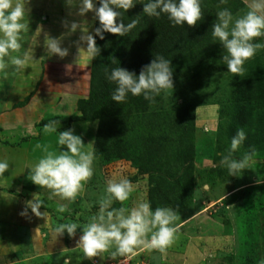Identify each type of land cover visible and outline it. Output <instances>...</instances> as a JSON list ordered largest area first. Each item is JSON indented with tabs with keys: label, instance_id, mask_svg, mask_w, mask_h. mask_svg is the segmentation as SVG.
I'll return each instance as SVG.
<instances>
[{
	"label": "rangeland",
	"instance_id": "1",
	"mask_svg": "<svg viewBox=\"0 0 264 264\" xmlns=\"http://www.w3.org/2000/svg\"><path fill=\"white\" fill-rule=\"evenodd\" d=\"M29 7L30 31L24 34L22 51L33 58L19 73L10 68L7 78L0 76V128L6 127L0 131V159H7L10 164L0 176V264H63L67 256L72 257L71 264H117L108 258V252L84 258L77 246L80 229L69 237L66 232L59 236L55 228L61 223L86 224L98 212V201L105 195L107 182L122 178L132 182L133 191L128 200L114 201L112 207L131 209L148 200L153 209L173 207L180 214L176 239L169 247L164 251L137 250L135 256L119 258L122 264H260L264 260V149L250 150L249 143L259 137L253 133L259 126L257 115L262 107L257 98H252L251 115L245 109V120L233 124L231 104L239 78L252 74L264 77V49L246 61L243 75L233 74L222 61L226 50L210 29V39L200 41L202 50L207 52L199 55L197 67L174 79V90L162 91L155 102L146 104L151 112H171L180 106L196 109L193 193L177 198L174 204L170 200L178 188L168 186L165 190L169 195L165 200L159 199L156 181L151 178L152 173L159 171L146 170L150 163L139 141L146 133V120L137 127L135 113L122 135L112 137L116 139L114 144L100 143L99 151L95 148L97 142L88 144L96 141L98 121L68 120L80 113L78 100L89 96L93 57L87 52L86 43L78 49L75 42L81 35L79 29L64 35L62 46L69 52L63 58L47 55L46 35L60 37L68 32L64 21L70 24L82 19L88 21L94 35L93 12L80 17L77 8L66 0H31ZM202 7L209 13L210 26L216 12L223 8L230 9L234 16L248 10L246 0H202ZM254 41L264 43V37ZM135 109L142 111L137 105ZM50 120L60 121L58 131L74 127L83 138L84 150L95 154L94 174L75 200L50 196L51 190L30 180V170L45 155L44 148L57 154L62 148L57 143L58 132H44L43 126ZM239 128L245 130L247 138L233 157L239 159L252 153V159L249 169L237 178L229 177L220 161ZM36 193L46 201V208L40 209L45 215L36 217L29 209L28 216H20L25 202ZM62 206L63 212L59 210Z\"/></svg>",
	"mask_w": 264,
	"mask_h": 264
},
{
	"label": "clouds",
	"instance_id": "2",
	"mask_svg": "<svg viewBox=\"0 0 264 264\" xmlns=\"http://www.w3.org/2000/svg\"><path fill=\"white\" fill-rule=\"evenodd\" d=\"M30 3L31 0H0V76L4 78L9 75L10 68L14 73H19L33 58L30 53L22 51L24 34L30 31ZM66 3L76 7V14L80 17L93 12L94 20L99 22V26L94 28L93 35L86 19L73 20L70 24L64 21L63 26L68 29L67 33L60 37L46 35L45 48L49 57L67 56L69 49L62 46L64 35H71L79 29L81 35L75 42L78 49H81V44L86 43L87 52L94 58L101 51L96 44V37L103 40L106 32L123 37L139 23V19H131L128 23L123 19L124 12L134 8L137 0H66ZM246 3L248 10L239 16H234L228 8L217 11L216 19L211 25L213 38L226 50V54L222 56L223 63L228 72L238 75H243L246 71V61L254 57L260 49H264V43L254 41V38L264 37V0H246ZM201 5L202 0H146L143 3V13L157 18L164 14L173 26H196L202 19ZM173 73L171 59L163 55H157L149 64L144 65L139 74L121 66L114 67L107 75V79L116 85L111 98L118 104L123 103L130 93L132 96L143 95L144 99L155 102V97L162 91L174 90ZM60 126L59 120H50L44 124L45 133H59L57 143L62 148L57 154L45 147V155L30 170V180L39 187L51 190L50 196L58 195L62 199L75 200L84 183L94 174L95 154L91 150H84L83 138L75 133L74 127L58 131ZM246 138L245 130L237 129L231 138L230 149L220 161L227 169L229 177H242L244 170L249 169L252 153H245L239 159L233 157V153ZM9 167L7 159H0V176ZM261 182L257 180V183ZM132 191L133 186L129 179H110L105 195L98 201V212L86 224L81 225L78 221L61 223L55 228V232L59 236L66 232L69 237H74L77 229H80L77 246L87 259L108 252V258L122 264L119 258L135 256L137 250L164 251L176 239V221L180 218L178 209H153L148 200L131 209L123 206L112 207L114 201L128 200ZM42 206L46 208V201L37 193L33 194V198L25 202L19 215L28 216L30 209L36 217H43L45 211H40ZM59 210L63 212L65 209L62 206ZM71 261L72 257L67 256L63 264H71ZM260 264H264V260Z\"/></svg>",
	"mask_w": 264,
	"mask_h": 264
},
{
	"label": "trees",
	"instance_id": "3",
	"mask_svg": "<svg viewBox=\"0 0 264 264\" xmlns=\"http://www.w3.org/2000/svg\"><path fill=\"white\" fill-rule=\"evenodd\" d=\"M145 2L146 0H137L134 8L124 12L125 23L131 19H139L136 28L128 34L120 37L106 32L105 39L96 37V44L101 51L92 60L89 96L78 100L80 113L71 115L68 120L98 121L95 141L97 151L102 150L100 143L107 142L108 146L114 144L113 141L116 139L112 137L122 135L131 118L137 115L134 121L137 127L146 120V133L139 139L143 146V154L150 163L146 170L159 171L158 174H151L153 181H156L159 199L165 200L169 195L170 192L165 190L168 186L178 188L175 197L170 200L175 204L177 198L187 197L193 193L195 107L180 106L171 112H151L145 107L151 101L144 99L143 95L132 96L130 93L125 102L118 104L111 98L116 85L107 79V75L117 66L139 74L144 65L149 64L157 55H163L171 59L174 67L173 79H176L191 67H197L200 62L199 55L203 56L207 52L202 50L200 41L210 39L208 36L211 29L210 18L209 13L201 5L202 19L198 21V25L173 26L164 14L159 18L144 14ZM98 26L99 22L95 21V27ZM250 76L252 77L237 80L235 100L231 104L232 122L241 124L247 116L245 109L251 115L250 109L254 107L251 99L257 98L262 111L257 115L259 116L257 126L259 125L260 129L257 127L253 135L259 137L254 143L250 141L249 144L250 150L264 149V77H256L254 74ZM136 105L138 108L141 107L142 111L138 112L135 109ZM135 113L137 114L134 115Z\"/></svg>",
	"mask_w": 264,
	"mask_h": 264
},
{
	"label": "crops",
	"instance_id": "4",
	"mask_svg": "<svg viewBox=\"0 0 264 264\" xmlns=\"http://www.w3.org/2000/svg\"><path fill=\"white\" fill-rule=\"evenodd\" d=\"M4 129H6V127H1L0 128V131L2 130V131H4ZM21 138H23V136L21 137ZM6 140V139H5ZM7 141V140H6Z\"/></svg>",
	"mask_w": 264,
	"mask_h": 264
}]
</instances>
